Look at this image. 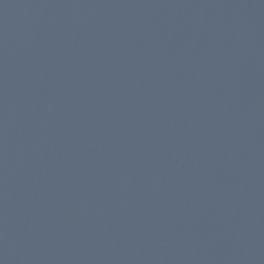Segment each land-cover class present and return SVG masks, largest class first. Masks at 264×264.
Segmentation results:
<instances>
[{
    "label": "water",
    "instance_id": "95a60500",
    "mask_svg": "<svg viewBox=\"0 0 264 264\" xmlns=\"http://www.w3.org/2000/svg\"><path fill=\"white\" fill-rule=\"evenodd\" d=\"M0 264H264V0H0Z\"/></svg>",
    "mask_w": 264,
    "mask_h": 264
}]
</instances>
